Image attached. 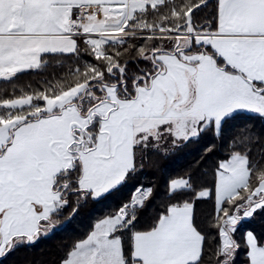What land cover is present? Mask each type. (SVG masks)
I'll return each mask as SVG.
<instances>
[{
  "label": "snow or ice",
  "instance_id": "obj_1",
  "mask_svg": "<svg viewBox=\"0 0 264 264\" xmlns=\"http://www.w3.org/2000/svg\"><path fill=\"white\" fill-rule=\"evenodd\" d=\"M82 53L94 62L81 66ZM51 60L70 61L63 76L0 99V257L47 235L71 197L118 190L149 147L221 138L244 111L264 118V0H0V79ZM250 153L248 141L231 143L211 186L191 172L171 178L169 202L147 226L138 211L153 188H137L60 264H236L241 247L245 264H264V238H234L264 210V166ZM209 199L214 261L195 211Z\"/></svg>",
  "mask_w": 264,
  "mask_h": 264
},
{
  "label": "trees",
  "instance_id": "obj_2",
  "mask_svg": "<svg viewBox=\"0 0 264 264\" xmlns=\"http://www.w3.org/2000/svg\"><path fill=\"white\" fill-rule=\"evenodd\" d=\"M210 10V9H209ZM143 40L133 43L140 44ZM84 62H94L93 58L81 54V66ZM70 61L56 63L51 60L49 67L43 72H26L12 80H0V99L19 96L41 88L44 78L52 79L63 76L66 65ZM139 67H144L141 63ZM137 70L134 61L129 62V71ZM248 141L251 147V159L258 167L264 166V118L240 113L236 119L229 121L223 128L221 138L211 131L203 134L198 140L183 143L169 149H147L137 161L138 171L131 175L118 190L99 201L81 200L71 197L70 205L57 217L58 225H54L47 235L40 236L34 243L20 245L13 251L0 257V264H60L65 251L72 243L91 229L92 225L104 216L115 213L118 208L128 202L137 187H152L150 200L138 211L140 224L149 225L164 206L169 202L167 195L168 182L171 178L191 172L197 185L207 183L211 186L212 171L215 164L227 154L229 145L233 142ZM214 146V153H208L207 148ZM73 207L78 208L72 215ZM198 223L206 235V260L212 258V252L219 244L217 230L210 227L214 215V201H197L195 206ZM252 231L256 236L264 238V210H258L252 217L242 221L237 226L234 238L244 244L245 234ZM236 264H245L246 250L241 247L235 257Z\"/></svg>",
  "mask_w": 264,
  "mask_h": 264
},
{
  "label": "crops",
  "instance_id": "obj_3",
  "mask_svg": "<svg viewBox=\"0 0 264 264\" xmlns=\"http://www.w3.org/2000/svg\"><path fill=\"white\" fill-rule=\"evenodd\" d=\"M0 80H3V79H0ZM241 113H245V114H249V115H255V116H259L258 114H254V113H251V112H247V111H244V112H241ZM260 117V116H259ZM167 147H169V149H171V148H173L171 145H170V143H167V145L166 144H164L163 145V148H161V149H166ZM149 148H152V147H149ZM148 148V149H149ZM154 149H156V148H154ZM161 149H159V150H161ZM248 218H245V219H243L242 221H245V220H247ZM241 221V222H242ZM245 237H246V234H245Z\"/></svg>",
  "mask_w": 264,
  "mask_h": 264
},
{
  "label": "rangeland",
  "instance_id": "obj_4",
  "mask_svg": "<svg viewBox=\"0 0 264 264\" xmlns=\"http://www.w3.org/2000/svg\"><path fill=\"white\" fill-rule=\"evenodd\" d=\"M166 145H167V143H166ZM139 187H141V186H139ZM139 187H137V188H139ZM136 188V189H137ZM143 188H147V187H143ZM134 194H137L138 195V193H136V190L131 194V197L134 195ZM130 200H131V198H130ZM130 200L128 201V202H130ZM59 224V222H56V225H58Z\"/></svg>",
  "mask_w": 264,
  "mask_h": 264
}]
</instances>
